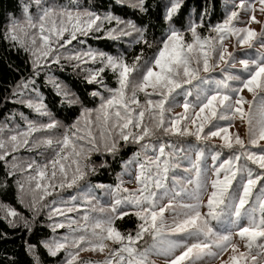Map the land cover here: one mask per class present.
I'll return each instance as SVG.
<instances>
[{
    "label": "snow or ice",
    "instance_id": "snow-or-ice-1",
    "mask_svg": "<svg viewBox=\"0 0 264 264\" xmlns=\"http://www.w3.org/2000/svg\"><path fill=\"white\" fill-rule=\"evenodd\" d=\"M115 2L149 13L146 0ZM182 3L164 0L166 27L158 37L149 33L150 25L82 7L79 0H21L19 15L8 16L4 39L27 55L32 68L13 87V102L37 118L21 112L23 126L15 121V113L0 122V161L5 168L0 189L6 192L14 185L15 198L31 219L6 202H0V210L10 226L31 233L36 216L46 209L53 233L66 231L40 245L51 257L63 251L62 264H155L153 257H163L165 264H264V145L259 151L248 147L264 141V52L246 51L238 57L226 43L233 38L241 47L253 49L256 42L264 49V23L255 15H264V0H225V18L208 24L207 35L197 29L204 26L209 6L198 14L199 21L189 16L178 27L174 17ZM106 21L115 25L105 28ZM253 22L261 24L259 33L248 26ZM100 32L111 40L132 37L129 47L143 45L153 49L152 54L145 56L141 47L129 61L126 51L111 54L79 47L86 41L78 35ZM62 59L73 68L99 63L81 68L85 82L98 85L83 97L56 77L45 76L58 103L78 109L68 124L56 118L35 80L46 66ZM237 62L241 70L232 71ZM221 64L219 76L203 75ZM106 69L115 87L105 83ZM244 90L252 100L241 95ZM176 107L182 111L173 113ZM237 119L247 126L246 140L229 132ZM187 137L197 143L182 142ZM130 144L136 149L125 158L123 150ZM20 149H37L35 156L41 159H25L17 154ZM224 149L231 154L221 161ZM181 161L186 164L183 176L177 172ZM100 169L113 171L114 183L88 180ZM132 183L135 188L125 187ZM73 187L75 194L44 203L58 189ZM73 212L76 217L68 215ZM130 213L137 220L135 234L115 224ZM54 216L62 219L53 221ZM145 235L150 241L139 246ZM25 245L33 264H40L37 245ZM85 251L103 254L104 259H79Z\"/></svg>",
    "mask_w": 264,
    "mask_h": 264
},
{
    "label": "trees",
    "instance_id": "trees-1",
    "mask_svg": "<svg viewBox=\"0 0 264 264\" xmlns=\"http://www.w3.org/2000/svg\"><path fill=\"white\" fill-rule=\"evenodd\" d=\"M23 2H28V0H23ZM57 3L67 4L69 0H56ZM149 6L148 14H140L135 12L133 9L127 7L126 5H119L115 0H79V3L82 7H91L97 10L100 13L105 11H111L114 15L120 16L123 19H131L138 25L143 23L150 25L149 33L154 34L155 36H160L164 31L166 25L163 23L162 17L164 14L163 3L164 0H146ZM21 3V0H0V122L4 121L6 115L16 114L14 119L17 123L23 126V121L20 120L18 113L23 112L26 117L29 119L37 118L35 114L20 103L13 102L15 97L12 96V89L15 87L17 82L22 77H27L31 74L32 68L28 62V57L25 53L19 50L16 47L12 46V43L9 40L4 39L5 25L8 19L9 14L15 13L19 15L18 5ZM209 6L208 15L204 19V26L198 27V31L201 34L208 33V24H216L222 22L225 18L226 13V3L225 0H183L180 9L178 10L176 16L174 17L177 20V26H180V22H186L187 18L191 16L193 19L199 21L198 14L203 11L205 6ZM32 11L35 12V4L32 6ZM115 25L113 21L109 24L105 22V28L112 27ZM135 33H133V36ZM100 37L99 39L95 37ZM185 38H190L186 34ZM78 39H84L86 43L80 45V48L91 47L93 49H98L107 53L116 54L117 52L127 53V58L131 61L132 57L135 56L141 47H144L145 56L151 55L153 49H148L143 45H132L129 47L128 41L132 37H121L119 40H111L104 36L103 32L94 33L87 37L79 36ZM76 42L73 41V44ZM70 47V46H69ZM247 50H243L246 52ZM248 52V51H247ZM264 52L259 51L258 49H253L252 53ZM99 63L97 62L93 65L89 62L86 65H81L80 67L73 68L71 64L61 60L60 64H51L48 65L40 72L38 76L35 77L36 87L39 88L40 92L45 97V102L48 104V107L56 116L57 119L61 120L65 124L71 123L73 119L79 114L78 109H68L65 106H61L58 103L59 98L55 96L51 85L45 83V76H54L59 81H62L68 84L73 91H75L80 96H85L87 91L92 87H98V85H88L84 76L85 72L81 71V68H90L98 67ZM233 71H240L241 68L234 67ZM220 70L216 71L213 75L219 76ZM105 77V83L111 87H115V78L111 71L107 70L102 74ZM139 99L143 101V94H138ZM91 98L89 97V100ZM191 99V97H190ZM88 106H93L89 104ZM10 123V127H11ZM164 140L172 139L173 142H176L177 138L172 137H163ZM185 143H197L194 138L187 137L183 138ZM217 145L219 143H216ZM262 145V144H261ZM259 146L256 147L248 146L252 151H259ZM136 149V145H129L123 150L125 158ZM37 149H33L31 152L27 149H20L17 153L19 156L24 157L25 159L33 157L37 160L41 158L35 156ZM230 151L227 149L222 150L220 160L227 159L230 155ZM6 159H10L6 158ZM93 159L98 161V157L93 155ZM208 159H211L210 156ZM249 166L260 171L256 165ZM182 167L186 166L185 162L181 161ZM210 164V160H209ZM118 171V166L116 167ZM182 171L181 169H178ZM177 170V172H178ZM5 175L4 162L0 161V179H3ZM184 173H182V176ZM93 184L103 183V184H112L115 181V173L111 170L100 169L95 175L88 177ZM8 183L13 185L12 178L9 179ZM259 186V182H258ZM15 187H9L7 191L0 189V202L9 203L17 211L22 212L25 216H28L31 219V214L28 209L23 205L17 202L15 198ZM256 189H254V192ZM76 188H64L58 189L57 192L53 193V196L46 197L44 203L51 201L56 196L68 197L75 194ZM99 192V190H97ZM47 210L42 209L40 215L36 216L35 223L33 225V231L31 233L23 229L22 226L12 227L9 225L8 221L4 218L5 213L3 210H0V264H33V257L26 251L25 241L31 244L37 245V255L40 258V264H62L65 253L60 252L56 257H51L48 255L45 248L40 245L41 240H46L55 235H60L66 231V229H57L55 233L48 227V224L52 221H49L46 215ZM11 219V218H9ZM61 217H52V220H60ZM215 223V222H213ZM116 226L122 232H132L135 234L137 220L133 214L125 216L123 219H118L115 221ZM146 241H150V238L145 235L142 241H139V246H144Z\"/></svg>",
    "mask_w": 264,
    "mask_h": 264
},
{
    "label": "rangeland",
    "instance_id": "rangeland-1",
    "mask_svg": "<svg viewBox=\"0 0 264 264\" xmlns=\"http://www.w3.org/2000/svg\"><path fill=\"white\" fill-rule=\"evenodd\" d=\"M238 2H239V0H236V3H238ZM225 15H226V13H225ZM239 15L241 17L245 16V14L243 12H240ZM255 15H256L257 20H260L262 23H264V15L260 14L259 11H257L255 13ZM248 26L253 28V29H255L257 31V33H259L260 30H261V24H258V23H255V22L249 24ZM226 43L228 44V51L234 52V54H236L238 57H240L241 53H244L243 50L244 51L247 50L248 52H251V53H252L253 49H258L259 51H264V49L259 48V45L256 42H254L256 44V46L253 49H247L246 47H241L233 38H229L226 41ZM233 44H235V49H233V47H232ZM222 67H224L223 64H221L220 67H217L213 73H210V74H203L202 73V74L203 75H213L216 71L221 70ZM235 67L241 68V66L239 65L238 62L235 65ZM241 95H243L246 100H252V98H253L252 94L247 92V90H244L241 93ZM244 108H245V110H247L248 105L245 104ZM181 111H182V108H180V107H176V108L173 109V113H177V112H181ZM246 131H247V126L245 124H243L239 119L235 120L233 127L229 129L230 133H239L241 135V137L244 138L245 140L247 139ZM213 142L220 143L217 138H213ZM261 144L264 145V141H260L258 145H261ZM208 160H211V159H208ZM209 166H210V164H209ZM182 168L183 167H181V170H182ZM182 173H183V171H179L178 170V174H180L182 176ZM169 183H170V181H169ZM125 187H128V188L132 189V188H135L136 185H135V183L126 184ZM107 199H108L107 197L103 198V200H105V201ZM205 199H206V197H205ZM204 210L205 209H202V211H204ZM83 211H84V209H80V212H83ZM68 215L76 217L77 213L73 212V213H69ZM166 215H167V213H166ZM54 236L58 237V235H55V234H54ZM234 239H235V237H234ZM112 247H116V245H112ZM243 250H244L243 249V245L241 244V251H243ZM61 252L63 253V251H61ZM106 253H107V249L105 251V254ZM226 257H227V253H225V256L221 257V259H224ZM79 259L97 261V260H103L104 259V255L103 254H99V253H92L90 251H85V252H81L79 254ZM152 259L155 261V264H165V261H164L163 257H153ZM215 264H219V261H215Z\"/></svg>",
    "mask_w": 264,
    "mask_h": 264
}]
</instances>
